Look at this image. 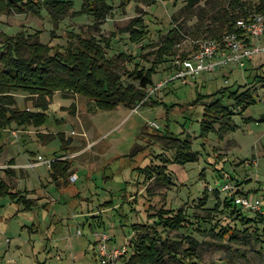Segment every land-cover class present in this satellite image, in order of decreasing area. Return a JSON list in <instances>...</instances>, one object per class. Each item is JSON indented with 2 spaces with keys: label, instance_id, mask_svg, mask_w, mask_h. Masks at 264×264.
Wrapping results in <instances>:
<instances>
[{
  "label": "rangeland",
  "instance_id": "obj_1",
  "mask_svg": "<svg viewBox=\"0 0 264 264\" xmlns=\"http://www.w3.org/2000/svg\"><path fill=\"white\" fill-rule=\"evenodd\" d=\"M243 1L252 10L264 0ZM50 2L54 6L67 4L65 8H55L59 15L56 23L45 7L39 14L9 11L0 13V33L38 34L41 42L58 47H65L70 34L75 33L109 39L107 55L122 74L123 82L128 83L133 80L127 73L135 63L137 67H149L172 28L176 32L175 55L191 50L196 39L213 38L224 32V27L219 30V15L228 0H199L191 7L186 6V0H132L122 7L115 6L100 23L82 9V0ZM136 16L144 20L147 35L134 43L125 28ZM242 17L239 14L238 18ZM120 53L125 57L119 59ZM172 57L158 66L147 94L151 97L139 103L136 110L123 106L94 110L92 102L83 96L55 92V98L48 99L46 122L36 127L43 134H52L50 140L39 137L37 130L24 133L27 126L13 124L10 129H18L20 136L15 143H9V131L0 130V183L6 182L14 191L40 202L39 207L24 210L9 194L0 195V264H99L94 230L87 223L83 225V216L97 223L100 215L104 227L97 229L110 235L108 250L127 246V252L109 264H142L141 259H129L130 241L136 234L130 224L151 223L160 208L181 209L192 223L167 232L168 240L159 244L155 255L158 264H264V228L259 217L262 213L241 210L237 202L236 208L228 210L224 206L226 198L257 196L264 186V122H256L264 113V84H254L257 103L243 115L235 114L238 127L223 138L213 133L205 142L199 138L202 103L188 105L198 93L211 94L223 86L235 89L250 80L251 68L262 71L259 66L264 63V52L253 56L245 69L227 65L203 72L195 81L199 87L174 80L168 91L162 86L151 92L155 83L172 72ZM230 68L233 70L228 76H223V71ZM153 99H162L163 103L151 105ZM16 102L19 108L38 109L34 107L35 97L25 93H17ZM222 102L230 103L227 97ZM171 104L175 105L165 114L166 106ZM248 117L255 119L246 121ZM150 121L156 122L160 130L166 128L180 137L191 134V148L199 153L197 161L167 163L168 184L154 179L144 182L131 169L135 164L160 162L156 155L163 150L150 142L149 135L141 134ZM93 125L103 134L100 139ZM148 126L151 132L157 129ZM215 153L217 157L213 156ZM60 154L72 160V181L66 187L61 183V190L54 187L46 162ZM171 154L164 152L169 159ZM37 158L42 160L40 167L32 165L39 161ZM8 161L26 166L7 169ZM225 184L229 188L222 189ZM124 197L134 211H129ZM44 202L46 206L42 207ZM122 202L125 203L120 211L112 209ZM104 203L109 206L103 207ZM242 218L250 221L243 222ZM225 226H231L234 233L224 235ZM189 251L194 255L192 260L187 256Z\"/></svg>",
  "mask_w": 264,
  "mask_h": 264
},
{
  "label": "trees",
  "instance_id": "obj_2",
  "mask_svg": "<svg viewBox=\"0 0 264 264\" xmlns=\"http://www.w3.org/2000/svg\"><path fill=\"white\" fill-rule=\"evenodd\" d=\"M130 1L132 0H82V9L92 14L95 22L100 23L106 19V16L115 6L122 7ZM155 1L151 0V3H155ZM172 1L175 3L177 0ZM186 1V6L191 7L199 0ZM66 5L57 4L54 6L50 0H0V13L16 11L39 14L41 8L45 7L54 23H56L59 15L54 11L55 8H65ZM255 13L264 14V1L255 4L251 10V7L243 0H228L227 6L222 9V14L219 15L221 23V29L219 30L222 31V27H224L225 31L212 37L220 38L222 35L232 32L237 33L240 38L248 43L247 31L236 27V21L239 14L243 16L242 18L247 19ZM125 31L130 33L131 40L134 43L139 42L147 35L146 24L138 16L131 20ZM174 31L175 28H172L166 34L165 40L156 51L155 60L149 67H137V63H135L133 70L127 73L133 82L128 83L123 82L122 74L114 67L112 58L107 55L106 48H109V39H97L93 35L86 37L80 33H75L70 34L71 39L68 40L65 47H58L57 45L41 42L38 34L29 36L23 31L13 35L1 32L0 130L10 129L13 124L23 127L43 125L48 117L47 109L50 101L48 99L55 92H61L63 95L78 94L92 102L94 110L103 111L114 110L118 106L134 109L142 101H144L142 103L147 102V98L151 97V94L149 96L147 94L154 83L153 74L157 72L158 66L167 60H171L168 57L177 55L173 50L176 34ZM122 55L125 57L124 53H120L118 58L120 59ZM186 55L187 52L180 54L181 57H186ZM248 62L249 59L245 61V64ZM170 67L172 68V72H169L171 74L175 71V66L172 63ZM259 68H262V71H256L253 67L251 69L253 75L249 74L251 76L250 80L248 79L235 89H231L230 86H223L211 94L198 93L196 98L188 103L190 106L202 103L203 112L199 120L200 131L198 137L204 142L209 140L211 133L217 135L218 138H223L225 133L236 130L238 124L233 119L235 114L243 115L251 105L257 103L254 87L257 83H264V63ZM19 92L35 97L34 107L38 109L19 108L16 102V94ZM223 97H227L230 103H223ZM159 103H163V101L151 100L150 102L151 105ZM174 105L166 106L165 114H168ZM252 119L248 117L245 120L251 121ZM256 122H264V113ZM148 127V124H146L141 134L149 135L150 142L158 145L163 150L156 155L160 162H150L144 166L135 164L131 169L134 171L135 177H142L144 182L154 179L162 184H168L170 177L166 171V164L197 161L199 153L191 148L193 143L191 134L186 133L180 137L178 133L175 134L166 128H163L165 131L157 128L151 132ZM38 136H45L47 140H50L53 135L39 133ZM1 151L2 146L0 145V153ZM169 151L172 152L171 159L164 156V152ZM65 156L57 155L49 163L50 178L57 189L61 188V183L66 187L72 181L69 178L72 160ZM213 156L217 157L218 155L215 153ZM3 194H9V197L21 204L24 210H32L40 206L37 205V198H27L20 192L14 191L10 184L2 181L0 183V195ZM236 196L225 199L224 206L228 210L236 208ZM124 199L128 204L129 211H134L135 208L131 205V202L125 197ZM125 202L113 206L112 209L116 212L120 211ZM106 204L104 203L102 206H109ZM41 206L45 207L46 203ZM258 212L262 213L259 214V217L264 228V204L262 211ZM100 220L96 223L90 217L84 216L83 225L87 223L93 231L104 227V220L101 215ZM241 220L243 222L250 221L246 218ZM191 223L187 219L186 213L181 209L165 208H160L154 214V220L151 223H131L130 228L136 234L133 235L130 241L131 254L129 259L131 261H140L141 259L142 264H158V258H155V255L159 244H165L168 240L167 232L170 229L178 230L187 227ZM157 226L160 228L158 229ZM223 230L224 235L234 233L231 226H225ZM262 232L264 234V229ZM187 256L189 260L194 258L191 251L188 252Z\"/></svg>",
  "mask_w": 264,
  "mask_h": 264
},
{
  "label": "built area",
  "instance_id": "obj_3",
  "mask_svg": "<svg viewBox=\"0 0 264 264\" xmlns=\"http://www.w3.org/2000/svg\"><path fill=\"white\" fill-rule=\"evenodd\" d=\"M236 27L247 31L249 42L246 43L237 33H226L220 38H200L194 40L192 49L187 52L186 57L176 55L172 63L175 71L165 80L157 83L151 92L164 86L172 80H178L182 84H194V78L197 74L214 71L224 65L233 64L243 68L245 61L253 56L264 52V14L255 13L245 18H238ZM227 82V79L225 80ZM150 91V89H149ZM137 107V106H136ZM136 107L133 110H136ZM151 127H158L154 121L147 123ZM17 135V132H13ZM51 160L46 161L49 165ZM74 179V178H73ZM229 188L225 184L222 189ZM257 196L241 195L236 199L241 210L244 211H262L264 204V186ZM95 243L98 246L97 253L99 264L113 263L119 256L127 252V246H121L108 250L110 235L105 230L96 229L93 231Z\"/></svg>",
  "mask_w": 264,
  "mask_h": 264
},
{
  "label": "crops",
  "instance_id": "obj_4",
  "mask_svg": "<svg viewBox=\"0 0 264 264\" xmlns=\"http://www.w3.org/2000/svg\"><path fill=\"white\" fill-rule=\"evenodd\" d=\"M263 42H264V40H263ZM250 60V59H249ZM228 65H233V64H228ZM247 65H248V63H246L245 64V66L244 67H247ZM224 66H227V65H224ZM224 66H222V67H219V68H223ZM233 66H235V65H233ZM243 67V69H245ZM238 68H240V67H238ZM218 69V68H217ZM252 69V68H251ZM233 70V68H230L229 70H224L223 71V76H228V73L229 72H231ZM200 74H202V73H199V74H197L196 76H195V78H194V84H189V85H191V86H193V87H199L198 86V84H196L195 83V81H196V79H198V75H200ZM227 78V77H226ZM226 79H224V81H225ZM173 81L174 80H172V81H170V83L168 82V83H166L164 86V88H167L168 87V85H170L171 83H173ZM178 81V80H177ZM180 82V81H179ZM157 83H159V82H157ZM156 83V84H157ZM181 83V82H180ZM182 84V83H181ZM263 84L264 83H258V85H261V86H263ZM184 85H186V84H184ZM167 91H168V88H167ZM256 93V92H255ZM257 94V93H256ZM76 95H78V94H76ZM55 96V94L53 95V99L55 98L54 97ZM257 97H258V95H257ZM154 100V99H153ZM156 100V99H155ZM159 101H162V99L161 100H159ZM120 106H118L117 108H119ZM116 108V109H117ZM116 109H114V110H116ZM105 111H109V110H105ZM125 116V115H124ZM253 118V117H252ZM255 118H253L252 120H254ZM22 128H23V126H21ZM92 128H94V130L99 134V137H98V139H100L101 137H102V135L100 134V130L95 126V125H93V127ZM21 129V128H20ZM31 129H34V130H37V132H38V134L39 133H41V131L39 130V128H34V127H30V126H27V127H25V129L23 130V132L24 133H29V132H32L31 131ZM85 129V128H84ZM8 131H9V135L6 137V140L9 142V143H15L16 142V139L20 136V135H14V133L13 132H17V131H19L18 129L17 130H13V129H7ZM85 134V133H84ZM18 142V141H17ZM93 142H95V141H93ZM4 147V146H3ZM3 154V150L1 151V153H0V158H1V155ZM52 159V158H51ZM36 160H39L38 158L36 159ZM32 165H34L35 167L36 166H38V167H40L41 165H42V160H39V161H35V162H32ZM26 166V164H24V165H22V164H16L15 162H12V161H8V165H7V169H12V170H15V169H18V168H22V167H25ZM48 167H49V165H48ZM5 171H6V169H4ZM74 177V176H73ZM72 179V178H71ZM26 196V195H25ZM27 198H30V197H28V196H26ZM33 199V198H32ZM35 199V198H34ZM52 199V198H51ZM46 201H49V200H46ZM37 202V204H39L40 202H39V200H37L36 201ZM44 203H46V202H44ZM81 204V203H80ZM85 215V214H84ZM84 217V216H83ZM95 259H96V257H95Z\"/></svg>",
  "mask_w": 264,
  "mask_h": 264
}]
</instances>
